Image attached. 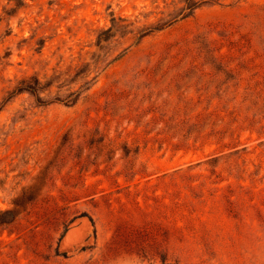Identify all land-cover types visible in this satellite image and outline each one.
I'll return each instance as SVG.
<instances>
[{"label": "rangeland", "instance_id": "obj_1", "mask_svg": "<svg viewBox=\"0 0 264 264\" xmlns=\"http://www.w3.org/2000/svg\"><path fill=\"white\" fill-rule=\"evenodd\" d=\"M182 7L0 0V264H264V0Z\"/></svg>", "mask_w": 264, "mask_h": 264}, {"label": "trees", "instance_id": "obj_2", "mask_svg": "<svg viewBox=\"0 0 264 264\" xmlns=\"http://www.w3.org/2000/svg\"><path fill=\"white\" fill-rule=\"evenodd\" d=\"M221 0H182L183 7L180 9L178 13H176L170 20L162 22L155 27H148L142 32H144V35H147L152 32L160 31L163 30L164 28L172 25L173 23L177 22L178 20H183L193 14V12L205 5H213V4H218ZM111 29H109L110 31ZM19 91H26L29 94H31L36 101L39 104L44 103L42 101V98L39 96V92L41 90V85L38 80L32 81V82H26L23 84L19 89ZM75 93L71 94L70 96L74 95ZM57 101L61 102L60 100L57 99ZM73 100H69L67 104H73Z\"/></svg>", "mask_w": 264, "mask_h": 264}]
</instances>
